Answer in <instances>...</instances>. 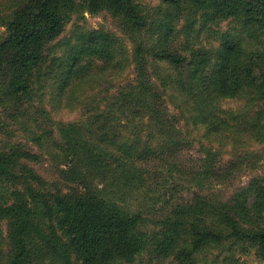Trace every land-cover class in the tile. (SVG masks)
I'll return each mask as SVG.
<instances>
[{
    "label": "trees",
    "instance_id": "1",
    "mask_svg": "<svg viewBox=\"0 0 264 264\" xmlns=\"http://www.w3.org/2000/svg\"><path fill=\"white\" fill-rule=\"evenodd\" d=\"M6 1L14 6L0 21V132L39 108L72 184L52 190L29 165L32 150L0 146V264H121L147 250L176 264H197L214 249H253L264 260V175L234 194L217 187L250 164L249 152L235 150L245 135L264 142V0H162L168 7L154 28L135 0ZM105 10L131 39L130 53L106 30L64 35L73 15ZM232 19L241 34L223 31L217 46L197 40L209 24ZM128 64L132 77L95 92L105 74L118 76ZM51 78L57 98L79 103L86 115L59 123V136L36 99ZM242 97V110L221 112L219 102ZM134 118L148 122L144 141ZM186 119L207 138L230 139L233 156L217 159L209 150L194 166H181L191 142L179 126ZM185 176L192 195L162 204L159 213L125 203L126 195L142 202L153 193L158 201L157 190H171Z\"/></svg>",
    "mask_w": 264,
    "mask_h": 264
},
{
    "label": "rangeland",
    "instance_id": "2",
    "mask_svg": "<svg viewBox=\"0 0 264 264\" xmlns=\"http://www.w3.org/2000/svg\"><path fill=\"white\" fill-rule=\"evenodd\" d=\"M135 2L142 9L143 14L147 17L148 21L153 23V28L158 25V22L164 18V13L167 10V5L162 0H135ZM14 5L11 4V1L0 0V21L2 17L7 18L9 16L10 10ZM181 23L186 25L187 20L185 16L181 19ZM180 23V24H181ZM199 26V23H196ZM102 29L106 30L112 34H116L123 42L128 53L131 51L132 43L128 34L122 28V25L119 22V19L111 15L107 10L102 11L97 14H91L89 12H83L79 15H73L69 22L66 24L64 35L69 37L78 31H85L87 29ZM222 29V30H221ZM239 25L237 20H225L220 24L216 25L215 23L209 24L207 28L201 30L200 37L197 39L206 46H217L220 38H218L223 31H229L235 33L238 31ZM221 30V31H218ZM6 32V27L3 24H0V38L4 36ZM246 33V32H245ZM243 35V34H242ZM182 36V34H180ZM182 38V37H181ZM130 62V61H129ZM157 71L160 74L163 72V68L157 67ZM116 72H109L103 76V79L100 80V83L96 85L95 92H101L104 90L102 87L114 88L117 84L124 81L127 78L132 77L133 67L132 64H128L122 73H119L118 76H115ZM53 78L49 79L45 87L40 91V96H36L38 101H41V104L46 108L51 117L53 123H51L55 135L59 136L58 125L59 123H67L76 121L78 123L83 122L86 118V115L82 113L81 108L77 105L79 103H67L66 101H60L55 94V89L51 86ZM112 84V85H111ZM105 88V89H106ZM90 90L86 89L85 92L88 95ZM94 93V92H93ZM88 95L90 97L91 95ZM79 94V92H78ZM82 94V99L84 100L87 96ZM98 95V94H97ZM245 98H234V99H225L219 102V107L221 112L230 114L233 111L236 113L239 110H242L246 107ZM176 105L173 102H170V109L174 112ZM36 109L31 107L28 114L21 115L17 122H8L6 128L3 132H0V146L10 144L13 142L21 144L23 147L32 150L36 154L35 161H29V165L45 180L47 187H52V190L56 189H66L72 181L67 180L64 177L62 169L67 170L69 164L62 150V147L56 145L55 142L50 138L48 133L44 131V125H50L42 119L41 112H37ZM42 108H40L41 110ZM224 114V113H222ZM132 120V119H131ZM148 122L146 119H136L132 120L133 126H135V131H138L142 136V140L147 139L148 128L146 126ZM179 126L185 135H188L191 139V142L186 145L180 153L179 162L183 163L181 166L191 167L198 163V159L206 155L207 151H212L217 153V159L223 158L227 160L233 156V147L230 139L219 140L215 137L207 138L204 135L205 129L203 127L195 128L194 125L189 122L187 119L181 120ZM134 128H131L133 132ZM126 129V128H125ZM130 130L129 128L127 129ZM152 134L150 133L149 136ZM247 136V135H245ZM244 136L243 143L238 145L235 150L236 152H249L250 157L248 162L250 164L246 167L244 166L241 170L235 172V177L230 178L227 182L217 185L224 194H234L241 187L246 186L250 178L254 175L261 174L264 175V142H257L252 138H247ZM58 139V137H56ZM233 139V138H232ZM153 143H159V139H153ZM237 142V141H236ZM154 163L151 168H153ZM164 175H162L163 177ZM179 181L178 185H174L171 190L162 191V189L157 190L161 192V199L156 201V196L153 199H148L147 197L139 202L138 198L124 197L125 203L130 205L132 209L141 206L142 209H154L151 213L158 212L164 206L166 202L177 201L186 199L192 195V192L195 190L193 183L183 177V180ZM158 187V185H157ZM156 187V188H157ZM3 188V185H0V189ZM154 201L153 206H148V201ZM144 203V204H142ZM161 207V208H159ZM150 213V214H151ZM152 218V217H151ZM154 223L152 219L148 221V227L153 228ZM153 230V229H152ZM229 256L236 264H264V260L255 255L254 250L250 249L248 252L240 251H226L214 249L210 251L205 256L201 255L198 259L197 264H205V261L211 264H229L228 262L231 259H226ZM120 264V263H119ZM121 264H176L171 258H164L160 255H157L154 251H144L138 255L132 262H123ZM232 264V263H230Z\"/></svg>",
    "mask_w": 264,
    "mask_h": 264
}]
</instances>
